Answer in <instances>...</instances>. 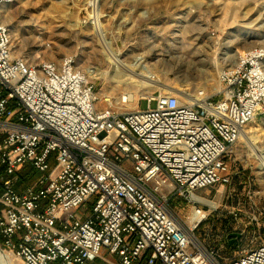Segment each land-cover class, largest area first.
<instances>
[{"label":"built area","instance_id":"1","mask_svg":"<svg viewBox=\"0 0 264 264\" xmlns=\"http://www.w3.org/2000/svg\"><path fill=\"white\" fill-rule=\"evenodd\" d=\"M12 1L0 0V241L20 264H264V240L223 260L240 225L222 244L199 231L223 216L201 190L231 181L230 151L264 117V46L223 67L215 92L153 90L122 111L99 104L77 55L16 54ZM25 164L41 174L18 188Z\"/></svg>","mask_w":264,"mask_h":264},{"label":"rangeland","instance_id":"2","mask_svg":"<svg viewBox=\"0 0 264 264\" xmlns=\"http://www.w3.org/2000/svg\"><path fill=\"white\" fill-rule=\"evenodd\" d=\"M91 1L13 0L3 4L1 12L11 29L16 54L58 61L66 54H75L78 65L95 84L100 105H106L104 97L108 96L119 110L136 108L140 98L118 103L116 97L122 91L114 93L111 79L101 73L112 68V63L94 27ZM100 1V22L106 35L112 37V45L130 61L146 65L153 76L184 88L196 86L215 92L220 70L231 62L229 54L264 42V0ZM153 90L162 89L153 86ZM146 106L147 101L142 100L141 107ZM252 123L264 155V117ZM229 163V183L201 190L220 205L223 216L199 231L209 232L212 243L222 242L226 228L240 225L245 231L236 244L221 243L224 261L237 256L242 247L264 240V158L258 157L241 135L229 153ZM180 208L188 209L184 205ZM231 209L239 211V223L232 219ZM256 217L258 220L253 219ZM0 245L11 250L1 241ZM12 256L14 264H20L19 257L13 252Z\"/></svg>","mask_w":264,"mask_h":264},{"label":"bare ground","instance_id":"3","mask_svg":"<svg viewBox=\"0 0 264 264\" xmlns=\"http://www.w3.org/2000/svg\"><path fill=\"white\" fill-rule=\"evenodd\" d=\"M90 3L94 6L93 12H94V16H96V18L93 21L94 27L96 28L97 33L101 38L102 44L104 46L103 49H105L106 52L105 55L112 63V68L111 67L105 68L101 73L105 77L111 79L112 89L114 93L122 91L121 95L116 97L118 103H123L124 101H133V100L138 101L139 98L144 93L151 91V88L153 86L161 87L162 91L175 92L181 97L182 100L183 99L190 100V96H189L190 90L188 88H184L182 85H176L165 82L163 78L161 77L157 78L153 76L148 72L146 65H144L141 62L136 63L135 61H130L129 58L124 56L121 51L117 50L112 45L113 44L112 37L106 35V29H105L106 27L103 28L102 26L103 23L101 24L100 22L101 1L92 0ZM256 44L264 45V42H260ZM256 44L249 45L247 46V48L252 47ZM241 51H243V48L241 49L239 48L235 50L232 54H229L231 62L227 66L235 65L238 54ZM90 71H93V69L90 68ZM219 86H220V82H219ZM193 88L198 89L196 86ZM262 128L264 127L262 126ZM255 131H256V125L252 123L251 120L244 126L241 135L244 139H246V141L251 145V147H253L256 150L258 157H261L262 159L264 158V155L262 153V150H260L257 146L258 135H255L256 134ZM0 262L2 264H14L12 252L6 251V249H4L1 245H0Z\"/></svg>","mask_w":264,"mask_h":264},{"label":"trees","instance_id":"4","mask_svg":"<svg viewBox=\"0 0 264 264\" xmlns=\"http://www.w3.org/2000/svg\"><path fill=\"white\" fill-rule=\"evenodd\" d=\"M40 171L36 169L34 166L30 164H25L23 165L19 170H18V182H17V187L18 188H24L28 185L33 184L37 178L40 176ZM236 244V243H234ZM232 244V245H234Z\"/></svg>","mask_w":264,"mask_h":264},{"label":"water","instance_id":"5","mask_svg":"<svg viewBox=\"0 0 264 264\" xmlns=\"http://www.w3.org/2000/svg\"><path fill=\"white\" fill-rule=\"evenodd\" d=\"M242 233L240 231H231L229 232V242L234 243L239 237H241Z\"/></svg>","mask_w":264,"mask_h":264}]
</instances>
